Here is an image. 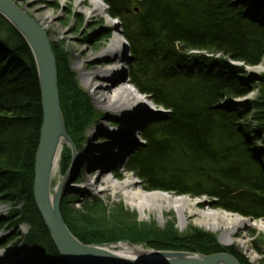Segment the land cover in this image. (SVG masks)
Segmentation results:
<instances>
[{
    "label": "trees",
    "instance_id": "16d2710c",
    "mask_svg": "<svg viewBox=\"0 0 264 264\" xmlns=\"http://www.w3.org/2000/svg\"><path fill=\"white\" fill-rule=\"evenodd\" d=\"M103 1L109 16L124 26L132 55L131 84L167 112L140 131L143 143L127 159L126 170L148 191L208 196L227 211L264 218V174L246 136L249 127L228 104L249 93L244 67L238 64L261 62L264 23L245 10L242 0ZM51 45L65 129L78 149L100 114L81 87L69 54L58 43ZM258 81L259 96L252 103L255 140L264 134V75ZM43 117L32 50L0 14V202L10 205L9 212L0 216V228L28 225V233L17 244L38 262L65 264L33 194ZM72 162L73 150L65 146L62 175ZM66 202L65 221L85 242L129 240L160 250L228 252L240 264H251L240 251L221 245L200 228L180 233L174 223L161 228L154 222H139L123 204L111 207L96 198L81 209Z\"/></svg>",
    "mask_w": 264,
    "mask_h": 264
},
{
    "label": "rangeland",
    "instance_id": "374dc122",
    "mask_svg": "<svg viewBox=\"0 0 264 264\" xmlns=\"http://www.w3.org/2000/svg\"><path fill=\"white\" fill-rule=\"evenodd\" d=\"M12 1H14L27 15L35 19L37 23L43 21L44 25L47 27L46 34L50 42L58 43L69 54L71 67L76 72L81 87L89 94L94 108L100 114L97 116L93 124L86 130V137L88 138L91 134L95 133L98 126H100V122L105 121L110 123L106 126L109 130L113 132L118 130L120 138H127L128 125L135 124V121H133L134 118L132 120V116H134V113L136 112L135 109L133 111L127 109L124 110L125 112H123V114L132 115L125 121L121 120L122 114L119 111L113 110L109 112L113 115L115 114L113 118L116 119V117H118L119 120H121V124H114L111 120L102 119L104 114L107 113L106 109L102 108V106L96 102L94 95L90 92L91 89L85 85V78L83 76L84 72L91 70L86 67L88 64L96 63L98 58H104L106 52L112 50V48H110L112 46L111 42L114 35H117L122 42V49H124L126 55V58L119 65V68L126 73L124 86H133L130 82L129 74V65L132 59L130 44L124 37V26L122 22L109 16L108 5L103 0H98L100 2L101 13L95 14V16L91 17V9L87 8L86 5H80L82 0ZM242 1L246 4L245 10L249 14L251 13L250 15H252L257 21L264 23V0ZM42 10L46 13L41 14ZM109 24L114 27L109 26ZM192 53L197 54L198 52ZM203 53L213 57V54L211 55L206 52ZM238 65L244 67V79L247 84L249 83V93L227 103L239 112L242 117L241 121L249 127L246 136L255 150V154L264 174V134H262L261 139L255 140L254 133L257 124L254 121V110L252 106L253 101L259 96L258 84H260V81H258V79L260 76L264 75V63L261 60V63L256 66ZM101 82L104 81H97V85H100ZM107 85H110V82L105 84V86ZM140 106H147L151 109V115L148 114L147 116L149 117H147V120L139 127H136L133 131V137L137 140L136 146L131 151L124 153L119 161H114L113 168L109 167L110 162L106 164L101 163L96 167H92L93 170L90 172V170H88L87 161L90 159L87 157H95L103 160H106L107 157H114L116 155L115 153L119 152V149L121 148H119L118 144H114L109 151L91 152L92 154H87V151L85 150L76 149L75 158L76 156L84 155L87 160L79 162L76 159L73 166L71 165V168L65 175H62L61 157L59 171H57L51 179V189L55 192L58 185L61 182L63 183L62 204L63 201L67 200L66 205L74 209H81L87 201L94 198L102 201L104 205L111 207L120 203L131 212H134L137 215L139 222H154L161 228L165 227L168 223H174L180 233H186L191 227L200 228L212 233L221 245L234 247L240 251L249 259L251 264H264V228L255 225H244L231 237L232 242L227 244L221 240L223 231L221 229L210 230V227L212 228L211 222L213 221L211 220L208 223V218L205 214H202V212L221 213L224 211L248 219L252 224L260 223L264 218L255 219L251 216H244L239 213L227 211L218 207L216 201L208 196L192 197L186 195L192 203L199 204L200 207L195 206L194 204L188 206L190 208L183 215L185 221L182 222L181 215L175 208L171 207L169 204L161 206L162 203H160L161 201L159 202V199L157 198H149V200H147L148 207L144 213L139 207L133 208L132 204L134 200L127 198L125 194L119 193L115 187H112V189H106L108 187V184L106 183H97L95 187L87 186V175H89L93 182H96L101 171H105L107 172V175L118 184H121L127 178H132L136 182L135 185L140 186L141 190L145 192H154L146 190L142 181L135 174L126 170V162L131 153L143 143L140 131L153 121H156L161 116L165 115L167 112L164 108L157 107L147 96L146 100L143 101V105L140 104ZM86 144L88 143L83 141L82 145L84 148ZM65 146H70L72 148L69 143L65 144ZM96 155L99 156L97 157ZM156 191L166 192L161 190H155V192ZM167 193L176 195L171 192ZM9 210V204L0 202V216L6 215ZM28 230L29 226L26 224L13 227L11 230L0 228V264H37V261L28 250L21 243L17 244L18 239L25 236L28 233ZM12 236H17V238L7 242L6 240Z\"/></svg>",
    "mask_w": 264,
    "mask_h": 264
},
{
    "label": "water",
    "instance_id": "95a60500",
    "mask_svg": "<svg viewBox=\"0 0 264 264\" xmlns=\"http://www.w3.org/2000/svg\"><path fill=\"white\" fill-rule=\"evenodd\" d=\"M0 14L27 41L37 66L44 117L36 154L33 194L51 239L65 264H239L238 259L228 252L205 255L160 250L129 240L85 242L71 231L62 213V182L54 192L53 202L50 201L51 169L58 138L64 136L68 139L73 148V161L76 153V147L64 125L56 57L46 31L14 1L0 0ZM125 244L138 247V250L133 254L121 253L120 247ZM37 264L43 263L37 261Z\"/></svg>",
    "mask_w": 264,
    "mask_h": 264
},
{
    "label": "bare ground",
    "instance_id": "6f19581e",
    "mask_svg": "<svg viewBox=\"0 0 264 264\" xmlns=\"http://www.w3.org/2000/svg\"><path fill=\"white\" fill-rule=\"evenodd\" d=\"M80 5H86L87 8L91 9V17L95 16V14L101 13L100 2L98 0H82ZM45 13V11H41V14ZM38 24L46 31L47 27L46 25H44L43 21H39ZM109 26L112 27L113 25L109 24ZM111 43L112 46L110 48H112V50L106 52L104 58H98L96 63L94 62L86 66L91 70H88L83 74L85 78V85L91 89L90 92L94 95L96 102L100 104L102 108L106 109L107 113L104 114V117L102 119L111 120L114 124H121V120L125 121L128 117L132 116H130V114H123V112H125L124 110L127 109L133 111L135 109V115L132 116V120L134 118L133 121H135V124L128 125L126 135L128 136L127 138H120L118 130H116V132L109 130L106 126H108L110 123L101 121L100 126H98L97 128V131L91 134L88 138H84V141L88 143L86 144L87 146L85 145L84 148L81 144L78 149L87 151V154H90L91 152L109 151L114 144H118L119 148L121 147L119 149V152L115 151L116 155L114 157H107L106 160L97 159L95 157H87L88 159H90L87 160L84 155L76 156L75 160L72 162V166L76 159L79 162H81L82 160H87L88 170H90V172L91 170H93L92 167H96L101 163L106 164L110 162L109 167L113 168L114 161H119L124 153L131 151L136 146L137 140H135V138L133 137V131L136 127H139L143 122L147 120V117H149L147 116L148 114L151 115V109H149L147 106H140V104L143 105V101L146 100V95L141 94L134 86H124L126 73L124 70L119 68V65L126 58V55L124 49H122L123 45L121 40L119 39V37H117V35H114ZM261 60L264 63V55ZM101 80H103L104 82H101L100 85H97V81ZM107 82H110V85L105 86ZM113 110H117L122 114L121 120H119L118 117H116V119L113 118L115 114L113 115L109 113ZM67 143L68 139L64 136H60L57 140L51 169V178L57 171H59L62 153L65 144ZM96 156L98 157L99 155ZM87 179L88 187H95L97 183L108 184V187L106 189H112V187H115L119 193L125 194L127 198L134 200L135 203L133 202L132 204L133 208L139 207L144 213L146 211V208L148 207L147 200H149V198L159 199V202L161 201L160 203H162L161 206L169 204L171 207L175 208L181 215L182 222L185 221L183 215L190 208L188 206L194 204L195 206L200 207L199 204L192 203L186 195H171L167 192L160 191L145 192L141 190L140 186L135 185L136 182L132 178H127L121 184H118L111 177H109L107 175V172L105 171H101L96 182H93L90 179L89 175H87ZM53 195L54 192L51 190V202H53ZM202 214H205V216L208 218V223L211 220L213 221L211 222L212 228L210 227V230L221 229L223 231L221 240L227 244L232 242L231 237L240 227H243L244 225H255L260 228H264V220L260 221V223L252 224L248 219L224 211L221 213L202 212ZM137 250L138 247L129 246L126 244L120 247V252L126 254H133Z\"/></svg>",
    "mask_w": 264,
    "mask_h": 264
}]
</instances>
